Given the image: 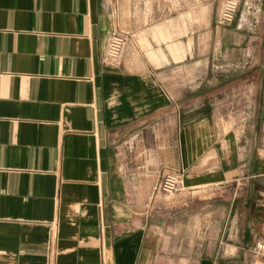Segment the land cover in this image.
Segmentation results:
<instances>
[{"label":"crops","instance_id":"crops-1","mask_svg":"<svg viewBox=\"0 0 264 264\" xmlns=\"http://www.w3.org/2000/svg\"><path fill=\"white\" fill-rule=\"evenodd\" d=\"M238 1L258 24L218 25L222 0H0V264H264V0Z\"/></svg>","mask_w":264,"mask_h":264},{"label":"built area","instance_id":"built-area-1","mask_svg":"<svg viewBox=\"0 0 264 264\" xmlns=\"http://www.w3.org/2000/svg\"><path fill=\"white\" fill-rule=\"evenodd\" d=\"M239 11L238 0H222L216 22L218 25H225L234 21ZM253 11V8L246 6V12L249 15ZM127 42V36L123 33L114 31L111 34L109 46L106 53V59L109 61H116L120 58L124 46ZM181 183V175L170 173L165 175L163 180L157 185V190L166 193L176 192ZM254 250L256 253L264 257V240H258L254 244Z\"/></svg>","mask_w":264,"mask_h":264},{"label":"rangeland","instance_id":"rangeland-1","mask_svg":"<svg viewBox=\"0 0 264 264\" xmlns=\"http://www.w3.org/2000/svg\"><path fill=\"white\" fill-rule=\"evenodd\" d=\"M220 4V0H216V8H218ZM242 6H240L239 2V11L238 14L239 16L237 17L238 22L242 20L243 23V28L248 29L249 25H256L255 23L258 24L259 19H250V18H241L240 15L242 14ZM236 19V18H235ZM235 99L232 98H219L216 104V112H217V117L220 122H224L225 120L228 121H234L239 115H240V107L236 105ZM165 194H171V193H166Z\"/></svg>","mask_w":264,"mask_h":264}]
</instances>
